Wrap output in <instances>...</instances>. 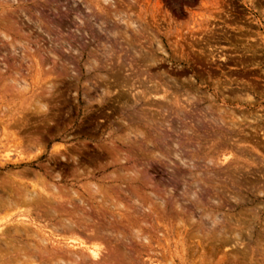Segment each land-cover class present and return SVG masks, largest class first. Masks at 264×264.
<instances>
[{
  "label": "rangeland",
  "instance_id": "374dc122",
  "mask_svg": "<svg viewBox=\"0 0 264 264\" xmlns=\"http://www.w3.org/2000/svg\"><path fill=\"white\" fill-rule=\"evenodd\" d=\"M0 181V264H264V0H0Z\"/></svg>",
  "mask_w": 264,
  "mask_h": 264
},
{
  "label": "bare ground",
  "instance_id": "6f19581e",
  "mask_svg": "<svg viewBox=\"0 0 264 264\" xmlns=\"http://www.w3.org/2000/svg\"><path fill=\"white\" fill-rule=\"evenodd\" d=\"M138 34H139V33H138ZM5 38H6V37H5ZM130 49H131V48H130ZM162 52H163V51H162ZM164 53H165V52H164ZM112 54H113V53H112ZM130 55H131V54H130ZM136 56H137V55H136ZM134 61H136V60H134ZM134 61H133V62H134ZM140 61H141V60L137 61V63H139ZM149 63H150V62H149ZM154 63H155V62H154ZM143 64H144V63H143ZM122 67H123V66H122ZM149 67H150V66H149ZM123 68H124V67H123ZM127 69H128V68H127ZM148 70H149V69H148ZM148 70H146V71L144 70L143 73H144V74H145V72L148 73ZM132 71H133V70H132ZM141 72H142V71H141ZM136 73H137L136 76L138 77V73H139V72H136ZM147 73H146V74H147ZM15 74H16V73H15ZM140 74H141V73H140ZM144 74H143V75H144ZM146 74H145V75H146ZM141 75H142V74H141ZM141 75H140V76H141ZM147 75H148V74H147ZM150 75H152V74H150ZM150 75H149V76H150ZM152 76H154V75H152ZM145 77H148V76H145ZM154 77H155V76H154ZM126 78H127V77H126ZM134 78H135V77H134ZM140 78L142 79L143 77L141 76ZM140 78H139V79H140ZM159 78H160V77H159ZM141 79H140V81L138 82V84H140V83H144V82H142V80H144V79H142V80H141ZM148 79H149V80H150V79H153V80H154V78L151 77V76H150V78L148 77ZM157 79H158V78H157ZM126 80H127V79H126ZM133 80H134V79H133ZM149 80H146L147 83H148ZM153 80H152V81H153ZM137 81H138V80H137ZM144 81H145V80H144ZM149 83H151V82L149 81ZM18 84H19V83H18ZM147 85H148V84H147ZM150 85L153 86V83L150 84ZM3 86H4V85H3ZM139 86H140V85H139ZM152 86H151V88H152ZM157 86H158V84H157ZM142 87H143V86H142ZM149 87H150L149 85L146 86L147 90L150 89ZM153 87H156V86H153ZM1 88H2V87H1ZM15 88H16V87H15ZM48 89H50V88H48ZM144 89H145V88H144ZM21 90H22V89H21ZM138 91H139V90H138ZM154 92H155V91H154ZM7 93H8V92H7ZM49 94H50V93H49ZM152 96H153V95H152ZM187 100H188V99H187ZM153 101H154V100H153ZM137 102H138V101H137ZM44 107H45V106H44ZM162 107H163V106H162ZM166 108H167V107H166ZM221 113H222V112H221ZM215 119H216V118H215ZM243 120H244V119H243ZM17 121H18V120H17ZM17 121L15 122V124H17ZM3 125H4V124H3ZM216 126H217V125H216ZM3 127H4V126H3ZM8 128H9V126H8ZM12 130H14V129H12ZM12 132H13V131H12ZM5 133H6V131H5ZM15 134H16V133H15ZM13 136H14V135H13ZM14 137H16V135H15ZM29 138H30V137H29ZM39 138H40L39 135H37L36 138H34V139L32 138V139H30V140L40 141V140H38ZM30 140H29V142H30ZM17 141H18V140H17ZM31 142H32V141H31ZM31 142H30V144H31L30 146L33 145V143H31ZM35 143H36V142H35ZM37 143H38V142H37ZM37 143H36V144H37ZM19 144H20V143H19ZM19 144H18V145H19ZM34 145H35V144H34ZM20 146H21V145H20ZM20 157H21V156H20ZM15 173H16V172H15ZM21 173H22V172H21ZM21 173H20V174H21ZM24 174H25V173H24ZM262 174H263V173H262ZM35 175H37V174H34V176H35ZM38 175H39V174H38ZM38 175H37V176H38ZM18 176H19V175H18ZM22 176H23V175H22ZM39 176H40V175H39ZM39 176H38V177H39ZM25 177H26V176H25ZM51 177H52V176H51ZM35 178H36V177H35ZM21 179H22V178H21ZM33 179H34V178H33ZM37 179H38V178H36V181H37ZM16 180H17V179H16ZM13 181H14V179H13ZM41 181H42V180H40V182H41ZM2 182H3V181H2ZM2 182L0 181L1 184H2ZM4 182H5L4 184H7L9 181L7 180V183H6V181H4ZM27 182H28V181H27ZM40 182L38 181V182L36 183V185L40 184ZM42 182H43V181H42ZM42 182H41V183H42ZM11 183H12V182H11ZM19 183H20V182H19ZM44 183H45V182H44ZM9 184H10V183H9ZM16 184H17V183H16ZM32 184H33V182H32ZM42 184H43V183H42ZM11 185H12V184H11ZM11 185H10V186H11ZM43 185H44V184H43ZM47 185H48V183L46 184V186H47ZM50 185H51V184H49V186H50ZM6 186H9V185L7 184ZM10 186H9V188H10ZM33 186H34V185H33ZM40 186H41V185H40ZM51 186H52V190H53L52 192L58 193V191H57V192L55 191L57 188L54 190V189H53L54 186H53V185H51ZM2 187L4 188L5 185L2 184ZM2 187H0L1 190H2ZM11 187H12V186H11ZM17 187H18V186H17ZM17 187H14V185H13V189H14V191H15V189H16ZM31 187H32V186H31ZM38 187H39V186H38ZM44 187H45V186H44ZM28 188H29V187H28ZM28 188H27V187H24V188H23V185H21V188L18 187L17 190H16V191H18V189H21V191H20V192L18 191L19 193L16 192L18 195H15L14 197H13V195H14L15 193L12 194V192H13L12 189H9L10 191H12V192H10V193L12 194V197H11V195L8 194V193L5 194V192H7V190H6V191L2 194V195H4V194H5V195L2 196V197H3V198H6V196L8 197V195H10V198H11V199H10V198H6V199L4 200L2 197H1V199H3V200H4V204L6 203L7 205H9L10 208H11V206H14L15 209H16V208L19 209V208H20L21 206H23V205H24V206H25V205H28V206H30V208H31L32 205H36V207H38L39 210L42 209V207L44 206V203H45L46 201L44 200L45 202H44V201L42 202L43 205H42V203H41V205H40L39 202H37V201H38L37 198H38V199L40 198L41 193H40V195H39V192L36 191V189L33 188V187H32L33 190H32V189L29 190ZM42 188H43V186H42ZM46 188H47V187H46ZM46 188H45V189H46ZM38 189H39V188H38ZM46 190H49V189L47 188ZM49 191H50V190H49ZM65 191H66V190H65ZM65 191H62V194H63V192H65ZM59 193H60V192H59ZM59 193H58V195H59ZM43 194H44V192H43ZM69 194H70V193H69ZM75 194H76V193H75ZM75 194H74V196H75ZM259 194H260V193H259ZM72 195H73V194H72ZM76 195H77V194H76ZM38 196H39V197H38ZM42 196H44V195H42ZM51 196H53V194H52ZM74 196H73V197H74ZM64 197H66V196H64ZM73 197H71V198H73ZM43 198L47 200V199H51L52 197H51V198H49V197H48V198L43 197ZM43 198H40V199L43 200ZM59 198H60L59 201L61 202V197H59ZM77 198H78V197H77ZM1 199H0V200H1ZM56 199H57V198H56ZM64 199H65V198H64ZM66 199H67V197H66ZM75 199H76V196H75ZM52 200H53V199H51V200H47V202H46V206H49V205H50V206H51V205L53 206V205H56V204H57L56 200L54 201V203L56 202V204H52V203L48 202V201H51V202H52ZM67 200H68V199H67ZM73 201H74V200H73ZM73 201H72V202H73ZM78 201H79V200H78ZM70 202H71V199H70ZM1 203H2V201H0V206L2 205ZM47 203H48L49 205H47ZM61 203H62V205H58V207H59V206H63V202H61ZM6 204H5V205H6ZM38 204H39L40 206H37ZM122 205H123V204H122ZM24 206H23V207H24ZM41 206H42V207H41ZM2 207H3V206H2ZM26 207H27V206H26ZM33 207H34V206H33ZM44 207H45V206H44ZM54 207H56V206H54ZM58 207H57V208H58ZM14 208H13V209H14ZM34 208H35V207H34ZM46 208H47V207H46ZM46 208H44V209L46 210ZM57 208H53V209H51V211H48V210H46V211H48L47 213L50 212L49 214H51V216H52L54 219H56V218H58V216L60 215V214H58V213H61V214H62V212H63L64 210H65V211H64L65 213H66L68 210H70L69 207H67V209L69 208L68 210L65 208V204H64V208H65V209L62 208V207L58 208L59 210L62 208L63 211H62V209L60 210V211H62V212H60ZM86 208H87V206H86ZM38 209H35V210L38 211ZM47 209H48V208H47ZM49 209H50V208H49ZM72 209H73V207H72ZM88 209H89V207H88ZM6 210H7V209H6ZM20 210H21V209H20ZM45 210H43V211H44L43 213H45ZM57 210H58V211H57ZM72 211H74V213L80 215V213H78L77 210H76V211H75V210H71L70 212H68V213H66V214L69 215V216H70V215L75 216L74 213H73ZM78 211L80 212V210H78ZM13 212H14V211H13ZM31 212H32V210H31ZM33 212H34V211H33ZM38 212H39V211H38ZM43 213H42L40 216L44 215ZM65 213H64V215H65ZM70 213H71V214H70ZM45 214H46V213H45ZM49 214H46V215H47L48 217L52 218ZM35 215H36V214H35ZM37 215H38V213H37ZM64 215H63V216H64ZM78 215H77V216H78ZM81 215H82V216H81ZM81 215H80V216L83 217V218H81L80 216H78V217L75 216V219H77V218L80 219V218H81L82 221H83V220H84V221H85V220L87 221V219H88V218L86 217L87 215L85 216V213H84V215L81 213ZM38 216H39V215H38ZM21 217H22V216H21ZM76 217H77V218H76ZM84 217H85L86 219H85ZM117 217H118V216H117ZM50 218H49V219H50ZM53 218H52V219H53ZM59 218H60V217H59ZM62 218H64V217H62ZM62 218H60L61 221H62V225L60 224L61 226H63V224L65 223V220L63 219V220H64V222H63ZM72 218H73V217H72ZM89 218H90V217H89ZM60 219H57V220H60ZM65 219H66V218H65ZM75 219H74V220H75ZM78 219H77V220H78ZM28 220H29V219H28ZM44 220H46V219H44ZM69 220H70V219H69ZM69 220H67V222H66V224H65L66 226L68 225ZM34 221H35V220H34ZM55 221H56V220H55ZM79 221L81 222V220H79ZM84 221H83V224H82L83 227H84ZM19 222H21V221H19ZM88 222H89V221H88ZM22 223H25V222H22ZM30 223H31V222H30ZM32 223H33V222H32ZM55 223H56V222H55ZM58 223H60V221H59ZM58 223H57V224H58ZM71 223H72V222L69 223V225L71 226V228H70L69 225H68V226H69L68 228L64 225L63 227H66V228L61 229V228H60V227H61L60 225L57 226V227H55L57 224H56L54 227H52V228H54V229L56 228L55 230H57V233H60L59 231L62 230L61 232H62L63 234H65L64 232H66V231H70V232H71V231H72L71 229H74V228L72 227L73 224L71 225ZM78 223H79V222H78ZM94 224H95V223H94ZM17 225H18V223H17ZM78 225H80V224H78ZM85 225H86V224H85ZM88 225H89V223H88ZM88 225H87V226H88ZM90 225H91V223H90ZM92 225H93V224H92ZM97 225H98V224H97ZM21 226H22V224H21ZM52 226H53V225H52ZM98 226H99V225H98ZM1 227H2V226H1ZM14 227H15V225H14ZM16 227H17V226H16ZM33 227H35V226H33ZM93 227H95V226H93ZM102 227H104V225H103ZM26 228H27V227H26ZM28 228H29V227H28ZM28 228H27V229H28ZM40 228H41V227H40ZM57 228H58V229H57ZM59 228H60V230H59ZM0 229H1V228H0ZM10 229H11V228H10ZM54 229H53V230H54ZM84 229H85V228H84ZM89 229H91V228H88V227H87V229H86L85 231H87V230L90 231ZM93 229H96V230L98 231L100 228H98V227L92 228V230H91L92 233H91V234H93V235H92L93 237L90 236L91 234L88 235L90 232L87 231V232H88V233H87V237L90 238V239L92 238V240H94V241H93V243L90 245V246H91L90 248L88 247V244H87V247H88V248H86V247H85V248L90 252V254H91V256L93 257V259L96 260V259L101 255V254H99V252H101V251H99V250H100V248H101V243H102V242L100 243V241H104V239L101 237L102 235L104 236V234H101V231H100V230H99L98 232H95L96 230H93ZM105 229H108L109 232H108V233H105V231H106ZM105 229H104V228L102 229V231L104 230L102 233L110 234V235H108V236H111V234H113V233L110 232V231H111L110 228H105ZM13 230H14V229H13ZM18 230H19V229H18V227H17V231H18ZM20 230H21V229H20ZM29 230H30V229H29ZM43 230H44V229H43ZM53 230H52V231H53ZM55 230H54V231H55ZM58 230H59V231H58ZM63 230H64V232H63ZM108 230H107V231H108ZM11 231H12V229H11ZM17 231H16V233H17V235H18V233H20V232H17ZM31 231H32V229H31ZM54 231H53V232H54ZM73 231H74L75 233H76V232L79 233V231L82 232V231H84V230L80 229V230H77V231H76V230L74 229ZM73 231H72L71 233H73ZM85 231H84V232H85ZM6 232L9 233L8 229L6 230ZM23 232H24V231H23ZM26 232H27V231H26ZM84 232H83V233H84ZM112 232H113V231H112ZM114 232H115V231H114ZM116 232H117V231H116ZM29 233H30V231H29ZM33 233H34V232H33ZM67 233H68V232H66V234H67ZM75 233H74V234H75ZM78 233H77V236H78L77 238H79L78 240H80V237L82 238V236H81V235H78ZM85 233H86V232H85ZM21 234H22V233H21ZM60 234H61V233H60ZM66 234H65V235H66ZM68 234H70V233H68ZM31 235H32V234H31ZM31 235L29 234V236H31ZM35 235H36V234H35ZM70 235H71V234H70ZM85 235H86V234H85ZM113 235H114V234H113ZM3 236H4V235H3ZM29 236H27V237H29ZM38 236H39V235H38ZM79 236H80V237H79ZM20 237H21V236H20ZM25 237H26V235H25ZM72 237H76V236L74 235V236H72ZM30 238H31V237H30ZM77 238H76V240H77ZM32 239L36 240L35 238H32ZM42 239H43V238H42ZM102 239H103V240H102ZM28 240H29V239H28ZM73 240H74V239H73ZM78 240H77V241H78ZM82 240H83V239H82ZM16 241H17V239H16ZM36 241H37V240H36ZM38 241H40V240H38ZM45 241H47V240H45V239L41 240V241L39 242V245L37 244V246H36L35 244H32V242L30 241V243H28V245H30V246H31V245L33 246V245H34L33 247L35 248V247L41 246L42 243L45 242ZM69 241H70V240H69ZM127 241H128V240H127ZM20 242H21V241H20ZM20 242H19V243H20ZM50 242L53 243V244L55 243L54 241L52 242V240H50ZM63 242H64V241H63ZM63 242H57V243H59V244H64ZM71 242H72V240H71ZM78 242H80V241H78ZM90 242H91V240H90ZM98 242H99V243H98ZM4 243H6V242H4ZM36 243H38V242H36ZM66 243H68V241H67ZM73 243H75V242H73ZM103 243H104V242H103ZM12 244H13V242L10 243V244H5V245H4V246H6V245L9 246V248L7 249V251H9V249H10V250H15V251L17 250V249H14V248L11 249V247H15V245L13 246ZM26 244H27V242H26ZM26 244H25V246H23L24 243H23V245H22V243H20L19 245H18V243H17L16 246H17V248L19 247L20 250H21L20 245H21L23 248L26 247V248H24V250H23V251H26V250L28 249V247H29V246H27ZM49 244H50V243H49ZM117 244H118V243H117ZM10 245H11V247H10ZM47 245H48L47 243H46V245L43 244V246H45V247H46ZM57 245H58V244H57ZM65 245H67V244H65ZM69 245H70L71 247H73V248H74V247H77V248H78V247H81V246H85L86 243L83 241V242H80L79 244H68L67 246H69ZM4 246H2V247H3V249L6 250L7 247L4 248ZM32 246H31V248H30L32 252H30V253H34V252H35V250L33 251ZM59 246H60V248L63 247V246H61V245H59ZM59 246H58V248H59ZM124 246H125V245H124ZM105 247H106V246H105ZM23 248H22V249H23ZM38 248H39V247H38ZM60 248H59V249H60ZM3 249L0 248V251L2 250V252H0V253H1V258H2V253L5 251V250H3ZM28 250H29V249H28ZM37 250H38V249H37ZM37 250H36V252H37ZM43 250H44V249H43ZM43 250H41V251H43ZM56 250H57V249H56ZM83 250H84V249H83ZM109 250H110V249H109ZM17 251H18V250H17ZM17 251H16V252H17ZM23 251H22V252H23ZM46 251H47V250H46ZM51 251H52V250H51ZM60 251H61V250H60ZM5 252H6V251H5ZM5 252H4V253H5ZM11 252H12V251H11ZM36 252H35V253H36ZM77 252H79V251H77ZM4 253H3V254H4ZM6 253H7V252H6ZM6 253H5V254H6ZM8 253H10V251H9ZM8 253H7V254H8ZM13 253H14V252H13ZM39 253L43 254V253H45V252H43V253H42V252H39ZM50 253H51V252H50ZM82 253H83V252H82ZM82 253H81V255H82ZM104 253H105V252H104ZM5 254H4V255H5ZM16 254H17V253H16ZM46 254H48V252H47ZM46 254H45V255H46ZM70 254H72V253H70ZM22 255H23V253H22ZM32 255H33V254H32ZM38 255H39V254H38ZM43 255H44V254H43ZM45 255H44V256H45ZM59 255H60V254H59ZM98 255H99V256H98ZM108 255H109V254H108ZM24 256H26L27 259H28V256H30V255H29V254L26 255V252H25ZM24 256H23V257H24ZM35 256H37V255L35 254ZM35 256H34L33 258L30 257L28 260H31V258L35 260ZM41 256H42V255H41ZM106 256H107V255H106ZM23 257H21V258H22V259H25V261H26V260H27L26 257H25V258H23ZM50 257H51V256H50ZM100 257H101V256H100ZM109 257H110V258H109ZM17 258H18V257H17ZM42 258H43V257H42ZM59 258H60V257H59ZM81 258H82V257H81ZM83 258H84V257H83ZM86 258H88V257L85 256V259H86ZM105 258H107V257H105ZM111 258L113 259V257L109 255V256H108V259H111ZM114 258H115V257H114ZM36 259H37V258H36ZM60 259H61V258H60ZM60 259H59V260H60ZM89 259H90V258H89ZM108 259L104 261V264H105V263H108V262H110V261H111V263H112V260L109 261ZM28 260H27V261H28ZM34 260H31V261H30V264H33ZM46 260H48V259H46ZM52 260H55V261H56V259H52ZM52 260H50V261H52ZM72 260H73V259H72ZM99 260H100V258H99ZM99 260H98V261H99ZM113 260H114V259H113ZM20 261H21V260H20ZM50 261H49V262H50ZM62 261H63V260H62ZM106 261H107V262H106ZM114 261H115V260H114ZM122 261H123V260H122ZM36 262H37V260H36ZM36 262H35V263H36ZM44 262H45V261H44ZM44 262H43V263H44ZM76 262H77V261H76ZM76 262H75V263H76ZM86 262H87V261H86ZM1 263H2V262H1ZM35 263H34V264H35ZM50 263H51V262H50ZM61 263H62L61 261L58 262V258H57V261L54 262V263L52 262L51 264H61ZM67 263H68V262H66L65 264H67ZM97 263H98V262H97ZM97 263H96V264H97ZM111 263H109V264H111ZM121 263H122V262H121ZM12 264H13V263H12ZM18 264H19V263H18ZM23 264H24V263H23ZM62 264H64V261H63ZM71 264H73V263L71 262ZM99 264H100V262H99ZM113 264H114V263H113ZM115 264H117V263H115Z\"/></svg>",
  "mask_w": 264,
  "mask_h": 264
}]
</instances>
